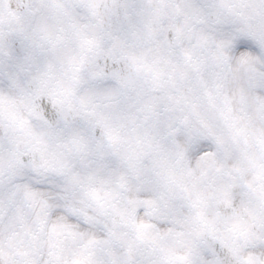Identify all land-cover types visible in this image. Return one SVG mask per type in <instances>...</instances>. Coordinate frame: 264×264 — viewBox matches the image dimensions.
Returning <instances> with one entry per match:
<instances>
[{
  "label": "clouds",
  "instance_id": "9594fccd",
  "mask_svg": "<svg viewBox=\"0 0 264 264\" xmlns=\"http://www.w3.org/2000/svg\"><path fill=\"white\" fill-rule=\"evenodd\" d=\"M141 259L264 264V0H0V264Z\"/></svg>",
  "mask_w": 264,
  "mask_h": 264
},
{
  "label": "snow or ice",
  "instance_id": "6c2138e0",
  "mask_svg": "<svg viewBox=\"0 0 264 264\" xmlns=\"http://www.w3.org/2000/svg\"><path fill=\"white\" fill-rule=\"evenodd\" d=\"M197 150H202V149L197 148ZM34 183H37L39 186L44 188L45 191L50 193L51 196L54 199L59 200L63 196V193L59 192V190L57 188H55V187L40 185V178L39 177L35 178ZM145 227H146V225L144 224V222H140V224L137 225V228L139 229V232H140L141 235H143ZM106 238L107 239H111L112 238V231L111 230H109L108 236ZM129 251H131V244H129ZM74 264H81V261L77 260V261L74 262ZM137 264H148V262L146 260H144V259H141V260H139L137 262Z\"/></svg>",
  "mask_w": 264,
  "mask_h": 264
}]
</instances>
